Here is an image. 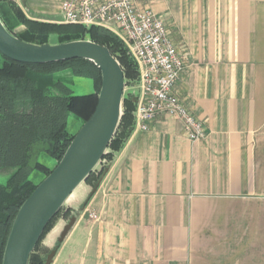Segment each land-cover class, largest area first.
I'll list each match as a JSON object with an SVG mask.
<instances>
[{"label": "crops", "instance_id": "1", "mask_svg": "<svg viewBox=\"0 0 264 264\" xmlns=\"http://www.w3.org/2000/svg\"><path fill=\"white\" fill-rule=\"evenodd\" d=\"M62 1L16 3L29 19L63 24ZM134 1L186 52L176 92L204 138L191 141L168 116L147 132L134 125L103 161L101 181L72 195L44 256L56 251L50 264H264V0Z\"/></svg>", "mask_w": 264, "mask_h": 264}, {"label": "trees", "instance_id": "2", "mask_svg": "<svg viewBox=\"0 0 264 264\" xmlns=\"http://www.w3.org/2000/svg\"><path fill=\"white\" fill-rule=\"evenodd\" d=\"M0 18L11 33L28 43L47 44L49 38L56 35L60 38L59 44L90 40L106 46L120 62L126 86L134 87L138 81L136 62L122 40L107 29L34 21L25 16L16 0H0ZM17 23L27 28L23 36L17 35L12 29V25ZM61 73L92 81L95 93L74 95L71 88L59 78ZM101 82L100 70L90 61L29 65L14 62L0 54V169L15 168L8 181L0 184V264L13 221L38 186L30 179L31 174L41 173L44 180L54 170L39 162L40 155L46 154L57 166L75 136L69 130L71 115L79 119L82 125L90 119L97 105ZM135 108L134 96L129 92L124 99L120 126L103 161L111 162L130 137ZM107 169L108 166H103L96 170L86 184L96 185ZM69 214L70 210L64 207L49 223L29 264H45L44 255L48 249H39L41 242L56 221L61 217L67 218Z\"/></svg>", "mask_w": 264, "mask_h": 264}, {"label": "water", "instance_id": "3", "mask_svg": "<svg viewBox=\"0 0 264 264\" xmlns=\"http://www.w3.org/2000/svg\"><path fill=\"white\" fill-rule=\"evenodd\" d=\"M0 54L29 65L86 60L100 70L102 78L94 113L74 136L51 174L24 202L13 221L2 264H29L49 223L103 163L123 117L127 86L124 70L108 47L90 40L43 45L28 43L11 33L1 18ZM73 223L74 220L67 226L60 242ZM55 254L53 250L45 264H50Z\"/></svg>", "mask_w": 264, "mask_h": 264}, {"label": "built area", "instance_id": "4", "mask_svg": "<svg viewBox=\"0 0 264 264\" xmlns=\"http://www.w3.org/2000/svg\"><path fill=\"white\" fill-rule=\"evenodd\" d=\"M60 12L65 24L107 29L126 45L138 67L136 85L126 88L137 90L136 130L147 132L152 122L168 116L184 123L191 141L204 138L202 122L176 92L187 54L175 44L161 17L138 8L134 0H63ZM89 218L98 220L99 216L90 213Z\"/></svg>", "mask_w": 264, "mask_h": 264}, {"label": "rangeland", "instance_id": "5", "mask_svg": "<svg viewBox=\"0 0 264 264\" xmlns=\"http://www.w3.org/2000/svg\"><path fill=\"white\" fill-rule=\"evenodd\" d=\"M34 21H36V20H34ZM39 22H41V21H39ZM44 23H50V22H44ZM12 27H13L12 29H13L14 33H16L17 35H20V36H23L25 34V32L27 31V28L25 26H23L22 24H20V25L18 23L13 24ZM59 41H60V38L56 35H53L49 38L50 44H59ZM131 58H132V56H131ZM61 78H63L64 83L71 88L74 95L85 96V95H91V94L95 93L94 85H93L92 81H90L88 79L76 78V77H73L72 75H69V74L62 75ZM129 91H130L129 88L126 89V91H125L126 95L129 94ZM97 97H98V93H97ZM81 127H82L81 121L79 119H77L74 115H71V117L69 119V130H70V132L72 134L76 135ZM39 162L42 163L43 165H45L46 167L50 168V169L55 168V161L53 159H51L49 156H47L46 154L40 155ZM100 167H101V164L97 168V170ZM14 172H15V168L0 169V184H5L8 181L9 177ZM30 179L35 184L39 185L43 180V175L41 173L34 172L31 174ZM85 186H87L86 183L83 184L81 188H84ZM80 190L81 189L79 188L74 194L77 195L80 192ZM65 209H67V206H65ZM61 220H62V217L56 221L53 229L45 236V238L41 242L39 249L45 247L44 242H45L47 236H49V234L56 228V226L60 223Z\"/></svg>", "mask_w": 264, "mask_h": 264}]
</instances>
